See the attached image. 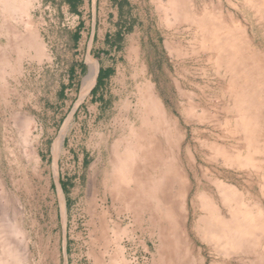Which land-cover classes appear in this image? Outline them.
<instances>
[{"label":"rangeland","instance_id":"obj_1","mask_svg":"<svg viewBox=\"0 0 264 264\" xmlns=\"http://www.w3.org/2000/svg\"><path fill=\"white\" fill-rule=\"evenodd\" d=\"M0 264H264V0H0Z\"/></svg>","mask_w":264,"mask_h":264},{"label":"crops","instance_id":"obj_2","mask_svg":"<svg viewBox=\"0 0 264 264\" xmlns=\"http://www.w3.org/2000/svg\"><path fill=\"white\" fill-rule=\"evenodd\" d=\"M96 28H95V24L93 22V24H91V27H87L86 30H84V27H81L80 25L75 29V32L74 34L77 35L79 34V38H80V41H79V44H81L82 42H84V40H82V37L84 36V34H88V36H85V42L87 43V50L88 52L92 51V47H93V39L95 37V34H96ZM109 37V36H108ZM85 65L88 67L90 66L89 63L91 62H84ZM99 63V61H98ZM90 68V67H89ZM107 66H103L101 64H98L97 65V68H96V71H95V80L94 82L91 84L90 86V91L91 92H94L98 86H100V84L103 82V80H105V74L107 72ZM146 244L145 243H141V241H138L137 243H135V241L133 240L131 242V248H141V249H146Z\"/></svg>","mask_w":264,"mask_h":264},{"label":"bare ground","instance_id":"obj_3","mask_svg":"<svg viewBox=\"0 0 264 264\" xmlns=\"http://www.w3.org/2000/svg\"><path fill=\"white\" fill-rule=\"evenodd\" d=\"M23 1V0H22ZM28 3H29V1H28ZM8 8H10L11 7V4H8V6H7ZM159 147V146H158ZM227 156V155H226ZM204 203V202H203ZM206 206V205H205ZM211 208V207H210ZM219 209V208H218ZM216 210V209H215ZM218 212V211H217ZM212 213V212H211ZM214 216V215H213ZM217 216V215H216ZM212 219H214V218H212ZM211 219H209V221H210ZM217 220V219H216ZM208 221V222H209ZM213 221V220H212ZM215 223V222H214ZM215 225V224H214ZM239 225V224H238ZM239 230H240V228H239ZM241 231V230H240ZM217 242V241H216Z\"/></svg>","mask_w":264,"mask_h":264},{"label":"trees","instance_id":"obj_4","mask_svg":"<svg viewBox=\"0 0 264 264\" xmlns=\"http://www.w3.org/2000/svg\"><path fill=\"white\" fill-rule=\"evenodd\" d=\"M80 0H74L75 3L79 2Z\"/></svg>","mask_w":264,"mask_h":264}]
</instances>
